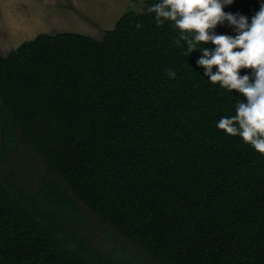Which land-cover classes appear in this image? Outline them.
<instances>
[{
    "label": "trees",
    "instance_id": "16d2710c",
    "mask_svg": "<svg viewBox=\"0 0 264 264\" xmlns=\"http://www.w3.org/2000/svg\"><path fill=\"white\" fill-rule=\"evenodd\" d=\"M158 2L101 40L40 34L0 56L3 152H36L55 178L25 193L0 178V264H114L72 227L78 202L154 264H264V154L217 128L246 98L204 76L215 45L189 53ZM260 6L223 11L251 23Z\"/></svg>",
    "mask_w": 264,
    "mask_h": 264
},
{
    "label": "rangeland",
    "instance_id": "374dc122",
    "mask_svg": "<svg viewBox=\"0 0 264 264\" xmlns=\"http://www.w3.org/2000/svg\"><path fill=\"white\" fill-rule=\"evenodd\" d=\"M144 0H0V56H7L40 34L79 33L101 40L128 11H140ZM32 150L3 152L0 133V178L23 193L55 179ZM72 225L102 257L114 264H154L112 227L101 226L87 206L78 202Z\"/></svg>",
    "mask_w": 264,
    "mask_h": 264
},
{
    "label": "clouds",
    "instance_id": "9594fccd",
    "mask_svg": "<svg viewBox=\"0 0 264 264\" xmlns=\"http://www.w3.org/2000/svg\"><path fill=\"white\" fill-rule=\"evenodd\" d=\"M232 3L233 0H160L147 11L155 13L157 23L173 21L189 53L197 50V44L215 45L214 49H199L203 54L197 65L205 69L204 76L213 84L219 82L222 88L246 98V102L238 103L234 116L219 120L217 128L230 136H240L264 154V4L249 23L244 15L223 11ZM225 21L234 27L235 36L215 32L216 26ZM183 33L194 35L190 38ZM241 69H251V76L240 75ZM168 75L174 78L176 73L168 70Z\"/></svg>",
    "mask_w": 264,
    "mask_h": 264
},
{
    "label": "water",
    "instance_id": "95a60500",
    "mask_svg": "<svg viewBox=\"0 0 264 264\" xmlns=\"http://www.w3.org/2000/svg\"><path fill=\"white\" fill-rule=\"evenodd\" d=\"M261 4H263L262 0H260Z\"/></svg>",
    "mask_w": 264,
    "mask_h": 264
}]
</instances>
